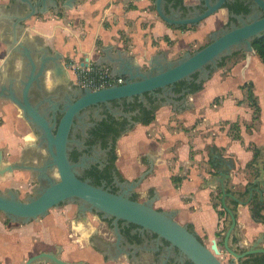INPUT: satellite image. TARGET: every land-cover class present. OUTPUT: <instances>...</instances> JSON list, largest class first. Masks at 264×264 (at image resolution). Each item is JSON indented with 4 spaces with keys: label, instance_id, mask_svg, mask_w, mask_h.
Here are the masks:
<instances>
[{
    "label": "crops",
    "instance_id": "1",
    "mask_svg": "<svg viewBox=\"0 0 264 264\" xmlns=\"http://www.w3.org/2000/svg\"><path fill=\"white\" fill-rule=\"evenodd\" d=\"M199 2L183 0L190 8ZM28 11L26 0H0V86L8 87L12 79L22 78L21 45L60 54L75 81L72 67L81 72L109 67L112 72L113 66L104 63V58H133L144 69L157 55L179 59L206 46L210 34L232 19L224 8L198 26L181 29L158 15L154 0H77L73 8L60 5L58 13L51 9L17 26V19ZM11 48L17 49L12 57ZM239 54L238 62H232L234 55L227 58L231 62L226 60L213 70L200 91L182 95L190 84L184 82L181 91L177 85L171 104L157 98L155 120L148 125L138 123L119 137L116 164L127 182L152 170L134 192L140 200L156 196V209L174 212L178 223L189 226L207 246L217 240L220 249L225 233H218L224 218L212 198L224 184L232 195L247 202L231 206L237 216L232 244L244 251L264 238V64L257 54ZM51 83L55 84L53 79ZM250 91L260 108L257 119ZM34 140L18 107L0 98V151L7 148L20 162ZM256 150L260 155L255 163ZM225 169L229 177L224 182L220 173ZM76 224L74 220L67 228L44 218L36 226L23 224L16 232L0 229V264H25L36 254L55 252L57 246L63 247L61 258L67 262L112 264L99 258L90 241L96 229L85 231ZM222 256L229 258L226 253ZM246 263L262 264L264 255L250 256Z\"/></svg>",
    "mask_w": 264,
    "mask_h": 264
},
{
    "label": "water",
    "instance_id": "2",
    "mask_svg": "<svg viewBox=\"0 0 264 264\" xmlns=\"http://www.w3.org/2000/svg\"><path fill=\"white\" fill-rule=\"evenodd\" d=\"M77 0H26L29 11L17 19V26L35 15L45 14L51 9L59 12L60 5L70 9ZM234 0H203L202 10L193 7L187 15H184L181 7L175 8L169 0H154L158 15L170 26H198L204 20L227 8L230 18L229 27H224L212 32L209 43L195 52H186L181 58L169 60L165 54L157 55L149 61V68L144 69L133 58L124 59L119 55L115 59H103L106 64L113 66L112 75L123 78L124 82L101 90L93 91L91 88L77 87L67 95L66 104L59 109L62 118L57 121L56 114L49 118V111L44 109V104L49 101L57 108L55 96L48 95L46 89V77L50 72L51 78L56 84L64 78H69V72L62 63L60 54L50 55L46 48L36 47L31 51L21 45L24 60L22 78L12 79L8 87L0 86V98H6L14 103L21 111V115L32 128L34 142L30 153L36 150L47 154L43 156L41 165H34L31 160L34 156L25 158L18 163L4 166V152L0 151V175L14 173L17 170H30L38 180V187L34 195L22 200L20 192L8 189L0 191V212L13 223L29 224L46 218L53 208L66 203H78L80 212L86 220V212L102 214L106 220L115 219V233L119 239L118 221L135 224L152 232L176 247L193 264H247L250 256L264 255L261 243L264 238L255 242L248 250H238L232 244V238L237 227L236 212L228 206L227 198H233L239 204L238 197L228 194L226 187L222 185V203L228 212L229 222L224 234L223 249L218 247L217 240H212L207 246L189 226L178 223L174 212H167L155 208L156 196L147 201L132 200L130 194L135 192L143 180L152 173L148 170L139 176L134 182H126L124 194H115L105 189L92 185L78 177V168L84 163H75L70 159L72 145H82L80 140L71 139V132L76 127V119L80 121L89 117L87 110L94 106L105 105L113 112L112 103H131L135 98L141 102H147V96L165 99L163 104H171L176 96L175 89L181 82H192L194 75L199 74L197 84H202L209 79L213 70H217L225 58L232 57L236 53L247 56L256 54L253 42L264 37V0H247L245 6L248 12L240 14L231 12L228 3ZM17 50V49H16ZM16 50L10 49L11 57ZM108 54V52H106ZM36 54L37 59L34 58ZM18 83V85H16ZM189 88L181 93L185 95ZM40 94L42 98H37ZM56 102V104H55ZM122 116H130L123 111ZM130 120L132 126L138 124ZM36 131L40 133L36 135ZM230 165V162H227ZM56 173L57 178L53 175ZM220 175L223 181L228 179L229 170L225 169ZM264 203V200L262 201ZM258 208V207H257ZM62 246H57L55 252H42L30 257L25 264H87L84 261L71 263L61 258ZM223 253L228 255L227 262L220 258ZM119 255V254H118ZM118 256L111 257L117 261Z\"/></svg>",
    "mask_w": 264,
    "mask_h": 264
},
{
    "label": "flooded vegetation",
    "instance_id": "3",
    "mask_svg": "<svg viewBox=\"0 0 264 264\" xmlns=\"http://www.w3.org/2000/svg\"><path fill=\"white\" fill-rule=\"evenodd\" d=\"M169 3H173L175 8L181 7L184 15H187L193 10V7H186L184 3L181 6L171 0H169ZM246 3L247 0H234L229 2L227 6H231L232 8L228 7L229 10L236 13V10L239 7H245ZM202 6L203 2L200 0L196 8L202 10ZM242 12H246V10L242 11L241 9L238 14ZM230 22L225 27H229ZM67 70L70 79L64 78L59 84L51 83V76L46 77L48 95L55 96L54 100L60 103H57V108L55 109L54 104L47 101L43 108L49 111V118H52L55 113L58 122L62 118L59 109L63 108V105L66 104L67 95H71V92L75 88L80 87L73 81L71 71L68 68ZM194 77L195 79L192 82H197L198 74H195ZM146 96L147 103L141 102L138 97L131 103L113 102L111 105L113 112H110L105 105L94 106L87 110L89 112L88 118L84 117L81 121L76 119V127L71 132V139L76 138L80 140L82 145L73 144L71 146L70 159L75 163H84V166L78 168V177L84 181H89L94 186L104 187L112 193L118 195L124 194L125 188L122 185L127 181L120 174L116 164L118 159L117 142L119 139L117 135L118 133H124L130 125V120H135V118L141 116L143 109L151 110L157 107L159 100L149 95ZM37 98H42V96L38 93L36 95V101ZM121 111L130 114V116L120 115ZM109 128L112 131L108 130ZM30 130L33 132L31 127ZM36 135L39 136L40 133L36 131ZM30 156H34L31 162L38 166L42 164V158L43 156H47V154H44L43 150L42 152L36 150V152L33 151L32 153L29 151L26 158ZM34 159L35 161H33ZM14 163H18V161ZM17 171L25 174L28 173L36 178V175L30 170L24 169ZM38 185L37 180L36 187ZM130 198L144 202L134 192L130 194ZM76 217L75 221H77V226L81 224H84L83 227L89 226L90 218H93L104 229L103 231L99 230V228L90 237V241L98 249L99 258L104 263L193 264L178 248L172 247L166 240L159 238L158 235L152 232L144 230L138 225L128 224L121 220L118 221L119 233L121 234V238L119 239L115 233L114 218L106 220L102 218V214L86 212L85 220L84 215L80 211L77 212ZM115 256H118L119 259L117 261L111 260V257L113 258Z\"/></svg>",
    "mask_w": 264,
    "mask_h": 264
},
{
    "label": "rangeland",
    "instance_id": "4",
    "mask_svg": "<svg viewBox=\"0 0 264 264\" xmlns=\"http://www.w3.org/2000/svg\"><path fill=\"white\" fill-rule=\"evenodd\" d=\"M192 27V26H191ZM198 50V49H197ZM242 57L239 53L235 55L234 60L228 59L226 62H238L239 59ZM227 66V63H226ZM4 152V164H11L14 163L17 159V157L12 156L9 153V150L7 148L2 149ZM45 154V152L43 151ZM54 176L57 178L56 173H54ZM37 186V180L33 175H30L28 173H22L19 171H15L14 173H8L5 175H0V191L5 192L8 189H14L20 192V197L22 200H26L28 197L34 195V191ZM80 211L78 203L71 202L66 203L65 205H60L57 208H53L48 217L45 218V220H49L53 223H58V221L61 223L62 226L70 228L73 224V221L75 220L77 212ZM58 216V217H57ZM56 217V218H55ZM59 218V219H58ZM229 222V216L227 218V223ZM30 223H33L34 226H36V221H32ZM90 224V225H89ZM89 226H84V224L80 225V229L84 228L85 231L87 229L95 228L96 231L103 230L102 226L99 225L98 221L96 219L90 218ZM99 226V227H98ZM24 225L21 223H13L10 221L4 213L0 212V229L6 230V231H13L16 232V230H19L23 228ZM1 234V233H0ZM3 237V236H2ZM36 241V237H35ZM64 243H67L64 241ZM36 246H34L35 248ZM55 249V248H54ZM35 250V249H34ZM30 256V255H29ZM223 262H227V258L224 256L220 257Z\"/></svg>",
    "mask_w": 264,
    "mask_h": 264
},
{
    "label": "trees",
    "instance_id": "5",
    "mask_svg": "<svg viewBox=\"0 0 264 264\" xmlns=\"http://www.w3.org/2000/svg\"><path fill=\"white\" fill-rule=\"evenodd\" d=\"M171 1L176 2V4L180 5V6L183 3V0H171ZM227 7L232 8L231 6H227ZM241 9H242V11L246 10V13L248 12L247 7L245 6V7H239L236 10V13H239L241 11ZM188 27L189 26H182L180 28L181 29H187ZM253 47H254V50H255L256 54L259 56V58L261 59V61L264 64V37L262 39L255 40L253 42ZM226 60H227V58H225L224 61L220 64V67L224 66ZM184 85H185L184 82L179 83L177 91H181L182 88L184 87ZM188 88H189L190 92L195 93V92L200 91L203 88V83L202 84H197L196 82H192L191 84L188 85ZM249 99H250L252 107L255 109V115H256V119H257V115L260 112V108H259V106H258V104H257V102H256V100L254 98V95H253V93L251 91L249 92ZM156 109H157V107H154L151 110H148V109L144 110L143 109L142 115L137 117V118H135V121H137L139 123H142V124H146V125L152 123L155 120V111H156ZM108 130L112 131L111 128H109ZM122 134L118 133L117 137H120ZM259 155H260V150H256L255 151V157H254V162L255 163L258 160ZM226 191H227L228 194H232L230 191H228V190H226ZM222 195H223L222 190H219L218 193L216 195H214L213 198H212V203H213L214 208L218 210L219 216L224 218L223 229L218 233V235H221L222 233H226V230H227L226 223H227V218H228V212L223 207ZM227 204L230 207L231 206H235V207L237 206V202H235L231 198H227ZM235 207H233L234 211H236ZM258 215H259V212L257 213V216ZM262 264H264V263H262Z\"/></svg>",
    "mask_w": 264,
    "mask_h": 264
},
{
    "label": "built area",
    "instance_id": "6",
    "mask_svg": "<svg viewBox=\"0 0 264 264\" xmlns=\"http://www.w3.org/2000/svg\"><path fill=\"white\" fill-rule=\"evenodd\" d=\"M75 74V82L82 88H91L93 91L119 85L123 78L114 77L109 67L97 68L81 72L79 68L72 67Z\"/></svg>",
    "mask_w": 264,
    "mask_h": 264
}]
</instances>
